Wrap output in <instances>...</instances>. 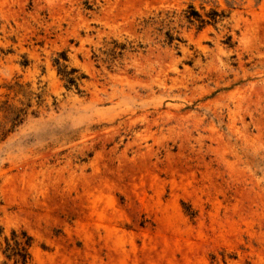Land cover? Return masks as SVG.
Returning <instances> with one entry per match:
<instances>
[{"label":"rangeland","instance_id":"obj_1","mask_svg":"<svg viewBox=\"0 0 264 264\" xmlns=\"http://www.w3.org/2000/svg\"><path fill=\"white\" fill-rule=\"evenodd\" d=\"M0 226L34 264H264V0H0Z\"/></svg>","mask_w":264,"mask_h":264},{"label":"trees","instance_id":"obj_2","mask_svg":"<svg viewBox=\"0 0 264 264\" xmlns=\"http://www.w3.org/2000/svg\"><path fill=\"white\" fill-rule=\"evenodd\" d=\"M189 11L185 12V18L188 22H197L199 28L209 24H216L224 18V15L217 11H211L203 17L198 12L194 11L192 6L188 7ZM174 41H180L178 37L173 36L169 31L165 32V42L172 44ZM63 55V60L66 58ZM55 65L58 68V74L65 82L66 88L74 87L78 89L79 82L84 79L83 75L77 74L76 69L67 70L66 65H61L59 59L55 60ZM33 245V239L23 230H11L8 235L4 233L0 226V254L5 258L4 264L11 262L12 264H34L32 262L30 249Z\"/></svg>","mask_w":264,"mask_h":264}]
</instances>
